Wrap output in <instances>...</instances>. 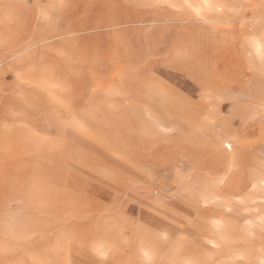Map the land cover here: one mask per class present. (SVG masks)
I'll return each instance as SVG.
<instances>
[{
    "label": "rangeland",
    "instance_id": "rangeland-1",
    "mask_svg": "<svg viewBox=\"0 0 264 264\" xmlns=\"http://www.w3.org/2000/svg\"><path fill=\"white\" fill-rule=\"evenodd\" d=\"M263 16L0 0V264H264Z\"/></svg>",
    "mask_w": 264,
    "mask_h": 264
},
{
    "label": "bare ground",
    "instance_id": "bare-ground-1",
    "mask_svg": "<svg viewBox=\"0 0 264 264\" xmlns=\"http://www.w3.org/2000/svg\"><path fill=\"white\" fill-rule=\"evenodd\" d=\"M263 19H264V16L258 17V18L256 17V19H254L255 27L253 30L251 29V33H249V36L246 37V43L252 48L253 52L256 55H259L263 51V47H264L263 30L260 33V31L257 29V26L262 24Z\"/></svg>",
    "mask_w": 264,
    "mask_h": 264
},
{
    "label": "crops",
    "instance_id": "crops-1",
    "mask_svg": "<svg viewBox=\"0 0 264 264\" xmlns=\"http://www.w3.org/2000/svg\"><path fill=\"white\" fill-rule=\"evenodd\" d=\"M251 30V29H250ZM245 42H246V37L244 38Z\"/></svg>",
    "mask_w": 264,
    "mask_h": 264
}]
</instances>
